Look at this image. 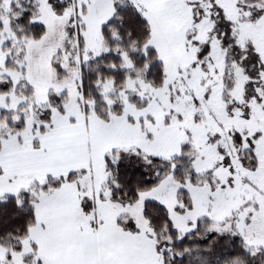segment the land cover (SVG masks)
<instances>
[{
  "label": "snow or ice",
  "instance_id": "6c2138e0",
  "mask_svg": "<svg viewBox=\"0 0 264 264\" xmlns=\"http://www.w3.org/2000/svg\"><path fill=\"white\" fill-rule=\"evenodd\" d=\"M0 264H264V0H0Z\"/></svg>",
  "mask_w": 264,
  "mask_h": 264
}]
</instances>
